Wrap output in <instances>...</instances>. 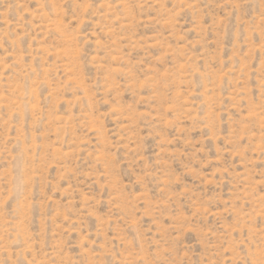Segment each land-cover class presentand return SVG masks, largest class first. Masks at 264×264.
I'll return each instance as SVG.
<instances>
[{"label":"rangeland","instance_id":"374dc122","mask_svg":"<svg viewBox=\"0 0 264 264\" xmlns=\"http://www.w3.org/2000/svg\"><path fill=\"white\" fill-rule=\"evenodd\" d=\"M0 264H264V0H0Z\"/></svg>","mask_w":264,"mask_h":264}]
</instances>
